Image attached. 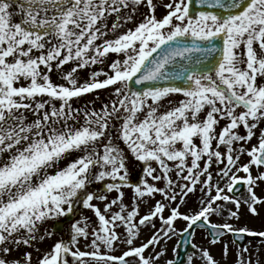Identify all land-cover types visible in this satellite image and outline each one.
Listing matches in <instances>:
<instances>
[{"label": "snow or ice", "instance_id": "6c2138e0", "mask_svg": "<svg viewBox=\"0 0 264 264\" xmlns=\"http://www.w3.org/2000/svg\"><path fill=\"white\" fill-rule=\"evenodd\" d=\"M199 5L0 0V264H196L167 256L178 220L264 245L230 222L264 205V0ZM61 220L69 239L42 252Z\"/></svg>", "mask_w": 264, "mask_h": 264}, {"label": "rangeland", "instance_id": "374dc122", "mask_svg": "<svg viewBox=\"0 0 264 264\" xmlns=\"http://www.w3.org/2000/svg\"><path fill=\"white\" fill-rule=\"evenodd\" d=\"M163 2H167V0H163ZM141 12H147L148 9L146 7H143L140 9ZM166 12V9H164L163 7H158L157 8V15L160 16L162 14H164ZM138 19H142V17H138ZM132 25H129V27H131ZM99 67V66H97ZM53 80L56 81L57 83H62L63 81L58 79L57 75L55 74V72L53 73ZM103 77H101L102 79ZM108 95V93L106 91H102L101 92V99H103L104 97H106ZM93 97L91 95H89L87 97V99H92ZM255 139L253 140V143H255ZM223 150V149H222ZM245 159H247V157H245ZM214 169H215V165H214ZM141 175V165L138 163L135 166L134 172H133V180L134 182L137 181L139 179ZM241 175H245L244 173H241ZM173 178L175 179V174L173 173ZM162 186V185H161ZM102 188V186H101ZM257 191V195L260 196L262 199H264V185H261L260 187H258L256 189ZM244 194H246V191L244 192ZM133 193L128 190L126 193V199L129 200V202H131V197H132ZM200 193L197 192L195 195H191L190 194V199L188 200V206L187 208H184L183 210L185 211H191V210H198V197H199ZM115 193L111 194V197H114ZM155 199H161L160 196L155 197ZM154 202V201H153ZM229 207H233L232 205H229ZM258 207V211L259 214L258 215H252L249 211L247 207H242L241 209V219L239 221L236 220H232L230 222H232L234 224V226L236 227H248L249 229L255 230V231H259L261 229H264V227H262L264 225V205H257ZM83 216H90L93 218V220H95L96 218L93 216V213L90 210L87 209H81ZM142 214L147 212V208H142L141 210ZM82 218V217H81ZM212 222L215 223H223L225 219H227V217H218V216H212L211 218ZM263 219V221H262ZM261 223V224H260ZM159 221H157V227H159ZM49 229H52V224H49ZM176 227L177 230L182 232L183 229L186 227V222H184L183 220H178L176 223ZM69 225H66L62 234L60 235H54L51 239L46 240L45 242L41 243L39 245L41 251H45L50 249L51 245L55 242L58 241L60 239H64V240H68L69 239ZM151 234V231L148 229H145L143 231V235H142V239L146 240ZM199 234V233H198ZM197 234V235H198ZM207 234H199L196 238V240L194 239V245H196V248H193L192 252H196V256L194 257L196 264H203V261L201 260L200 257V247L203 246L204 248L210 250L211 254L214 256V258H216L218 261L221 262V264H236V261L238 259V253H235V255H233L234 250L231 249L230 247V255L229 256H223L222 255V247H223V243H227L226 241L222 242L220 244V246L216 247L213 246L209 243L210 239L208 238V236H206ZM179 240V237H174L172 241L168 242V253L167 256L169 258H172L176 256V253L173 252V247L175 245H177V242ZM230 241V240H229ZM253 241V240H251ZM252 244L249 251L253 250V246L258 245V242L256 241L251 242ZM140 241L138 240L137 243H139ZM81 245L82 248L81 250H90L88 249V244L85 243L83 241V239L81 240ZM264 249V247H262ZM261 249L258 250H253L251 255H247L246 253L244 254V258L245 260L251 259L252 264H257V261H259V264H264V256L262 255V251L261 253L258 255L257 251H259ZM191 252V253H192ZM236 252V250H235ZM190 253V254H191ZM117 254H119V252H117ZM36 255H39L37 253H34V258Z\"/></svg>", "mask_w": 264, "mask_h": 264}, {"label": "water", "instance_id": "95a60500", "mask_svg": "<svg viewBox=\"0 0 264 264\" xmlns=\"http://www.w3.org/2000/svg\"><path fill=\"white\" fill-rule=\"evenodd\" d=\"M200 7L201 6L199 5V0H194L193 10L199 9ZM136 87L139 88L140 86H136ZM238 188H239V192L237 194H239V193H241L243 191L244 186L240 185V186H238ZM59 227H60L59 225H56L54 227L55 231H59ZM190 236H191V234L189 233L187 238L184 237L183 241L180 243L181 249L179 251L180 255H179L178 261H185V256L188 253V250H189V247H190V242H189ZM185 241L187 243H185Z\"/></svg>", "mask_w": 264, "mask_h": 264}]
</instances>
